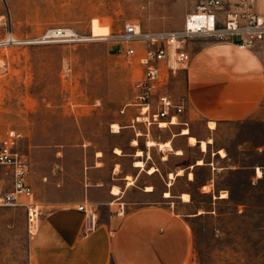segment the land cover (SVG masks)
<instances>
[{
  "label": "rangeland",
  "instance_id": "obj_1",
  "mask_svg": "<svg viewBox=\"0 0 264 264\" xmlns=\"http://www.w3.org/2000/svg\"><path fill=\"white\" fill-rule=\"evenodd\" d=\"M194 3L0 0V39L11 34L17 38L0 47L6 65L0 71V136L9 129L23 132L16 147L30 161L29 176H41L48 187L46 193L58 183L66 191L76 190L73 179L58 176L56 171L76 173L85 161L92 164L100 154L105 165H111L115 148L134 133L127 126L134 107L128 106L124 113L121 109L134 100V83L142 69L136 56L121 51L127 44L116 34L129 21L139 23L143 30H181ZM260 8L264 12V1ZM55 28L64 29L65 35L40 41L41 35ZM203 38L186 41L191 56ZM189 65L170 77L168 91L175 99L185 98ZM179 120L189 125L155 128L153 134L163 138L185 126L198 135L214 137L203 159L205 166L189 168L197 181L188 182L181 176L173 189L175 193L183 188L192 192L193 210L201 214L191 220L194 248L188 264H264V114L260 119L221 122L215 125L214 135L206 118L188 106ZM114 124L120 126L119 131ZM220 146L229 151L232 161L212 157V150ZM200 155L199 146H188L182 156L172 151L169 160L162 162L156 148L151 152L162 171L194 164ZM229 163L240 167L212 173L215 167ZM210 176L215 181V196L198 190ZM0 185L11 189V171L6 165L0 166ZM50 208L40 203L39 220ZM33 234L24 205L0 206V264H30Z\"/></svg>",
  "mask_w": 264,
  "mask_h": 264
},
{
  "label": "crops",
  "instance_id": "obj_2",
  "mask_svg": "<svg viewBox=\"0 0 264 264\" xmlns=\"http://www.w3.org/2000/svg\"><path fill=\"white\" fill-rule=\"evenodd\" d=\"M198 37L204 38L200 40V47L193 50L190 65L185 70L184 105L205 117L209 124L262 118L264 40L250 49H240L233 42ZM133 111L135 116L137 109L133 108ZM180 115L177 122L165 127L156 124L147 127L143 122H137L133 127L129 123L127 126L134 133L128 142L115 148L111 165L106 166L104 155L100 154L92 164L86 165L85 161L76 173L56 171L58 176L73 179L78 184L74 191H66L58 183L57 188L51 185L48 194L41 176H29L38 201L44 207L51 206L44 210L32 236L30 264H188L194 248L191 220L201 214L193 210L192 192L183 188L175 193L173 189L181 176L188 182L197 181L196 173L189 172V168L205 166L204 157L214 143V137L198 135L190 127H187L188 134L181 132L183 127L172 130L171 135L163 138L153 134L155 128L162 131L175 128L176 124L188 126L186 120H179ZM214 130L215 126L210 127L211 135ZM189 134L195 136L196 143L189 141ZM149 140L156 142L148 145ZM203 140L207 142L206 150L201 148ZM167 141L172 148L159 147ZM188 146H199L201 155L194 164L182 165L175 170L162 171L151 156L152 149L156 148L160 160L165 162L172 151L176 156H182ZM223 149L224 155L220 153ZM212 157L232 161L229 151L221 146L212 150ZM199 159H204L203 163L198 164ZM137 160L143 165H137ZM230 163L215 167L212 173L215 174V169L240 167ZM150 167L155 168L152 173ZM171 173L174 177H170ZM214 186V178L210 176L198 190L215 196ZM114 188H118V192ZM42 190L43 198L40 199ZM167 191L170 195H166ZM86 200L96 206L98 220V227L88 234H84L83 228L85 215L78 209V205ZM121 203L124 204L123 211L120 210Z\"/></svg>",
  "mask_w": 264,
  "mask_h": 264
},
{
  "label": "built area",
  "instance_id": "obj_3",
  "mask_svg": "<svg viewBox=\"0 0 264 264\" xmlns=\"http://www.w3.org/2000/svg\"><path fill=\"white\" fill-rule=\"evenodd\" d=\"M194 1V8L186 14L181 30H143L139 23L129 21L116 34L119 41L127 44L121 51L128 57L136 56L142 69L141 77L134 83V100L121 109L122 113L128 106L137 109L130 123L133 127L137 122H143L147 127L154 124L165 127L177 122V116L184 112V102L172 96L168 83L172 75L191 62V53L186 48L188 39L208 36L233 42L240 49H250L264 40V12L260 8V2L264 0ZM64 34V29H51L40 36V41ZM11 42L16 40L0 39V47ZM5 68V58L0 56V71ZM23 136V132L16 129H9L0 136V166L6 165L11 171V189L4 190L0 185V206L24 205L30 232L35 233L40 221V203L29 182L30 161L16 147ZM78 209L85 215L84 234L94 231L98 227L94 203L83 201ZM120 210H124L122 203Z\"/></svg>",
  "mask_w": 264,
  "mask_h": 264
},
{
  "label": "bare ground",
  "instance_id": "obj_4",
  "mask_svg": "<svg viewBox=\"0 0 264 264\" xmlns=\"http://www.w3.org/2000/svg\"><path fill=\"white\" fill-rule=\"evenodd\" d=\"M51 32H52V31H51ZM67 32L69 33V32H71V31H70V30H67ZM64 35H65V34H64ZM64 35H63V36H64ZM8 37H9L10 40L13 38L14 40L17 41V38H16L13 34L9 35ZM57 37H62V36H57ZM174 122H175V121H174ZM174 122H173V123H174ZM114 126H115L116 128H118V129H115V130H116V131H119L120 126L117 125V124H114ZM209 126H210V127H214L215 124H214L213 122H210V125H209ZM181 132H182L183 134H188V133H189V129H188L187 127H183ZM136 141H137V140H134V143H136ZM189 141H190L191 143H196L197 139L195 138V136L189 134ZM209 141H212V140L209 139ZM155 142H156V141L149 140V141H148V145H153V144H155ZM159 147H161L162 149H163V148H172V146H171V144H170L169 141H167L166 143H161ZM201 148H202V150H206V149H207V142H206V141H204V140L201 141ZM117 151L120 152L119 149H118ZM176 152H177V153H181V150H177ZM220 153H221L222 155L225 154L224 151H222V150H220ZM138 154H141V151H139ZM201 163H203V160L199 159V160H198V164H201ZM136 164L139 165V166H142V165H143V162H142L141 160H137V161H136ZM198 164H197V165H198ZM154 170H155L154 167H150V168H149V171H150L151 173H152V171H154ZM181 172H182V169L179 170L178 173H181ZM260 174H261V173H260V170H258V175H260ZM170 177H174V174L171 173V174H170ZM151 188H152V187H148V189H151ZM114 191H115V192H118V188H114ZM225 193H226V192H225ZM226 194H227V193H226ZM226 194H222V196H226ZM166 195H170V193L167 191V192H166ZM184 197L187 198L188 196H187L186 194H184Z\"/></svg>",
  "mask_w": 264,
  "mask_h": 264
}]
</instances>
